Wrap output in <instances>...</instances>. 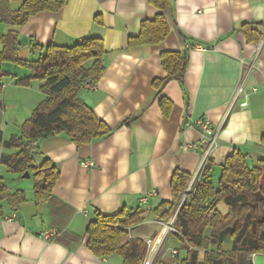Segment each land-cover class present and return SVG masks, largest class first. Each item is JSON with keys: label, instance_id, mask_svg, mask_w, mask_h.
I'll list each match as a JSON object with an SVG mask.
<instances>
[{"label": "crops", "instance_id": "crops-1", "mask_svg": "<svg viewBox=\"0 0 264 264\" xmlns=\"http://www.w3.org/2000/svg\"><path fill=\"white\" fill-rule=\"evenodd\" d=\"M24 1L10 0L11 8H20ZM172 2L178 30L158 45L128 46L129 37L139 34L143 21L155 15L149 0H68L59 11L38 13L22 26L0 21V50L2 36L14 31L21 45L17 55L23 60H38L45 53L41 48L49 45L72 47L87 37L103 39L105 73L81 97L113 130L82 146L65 133L34 143L35 163L49 158L60 171L51 201L37 202L32 173L25 178L0 163V175L9 190L26 195V201L14 208L3 202L0 264H124L118 254L99 257L88 248L87 229L96 212L140 211L142 221L128 228L130 236L156 239L170 218L161 219L154 210L172 200L175 170L194 178L210 139L215 138L217 145L206 164L214 163L210 179L215 185L214 170L221 172L234 152L254 161L264 157V0ZM183 49L190 57L184 87L172 80L157 90L154 81L167 75L161 53ZM92 64L90 60L86 65ZM3 70L14 76L0 83V103L7 112L1 128L8 140L21 133L44 100L45 81L33 79L29 86L19 85L16 78L30 76L29 69L6 62ZM241 83L248 96H240L232 105ZM163 97L173 102L169 117L160 106ZM245 101L247 105L241 106ZM133 117L138 118L127 122ZM202 121L209 122L211 135ZM8 149L0 143V159L18 152ZM85 161L94 165L85 167ZM3 168L10 173L8 179ZM201 178L203 172L198 181ZM50 229H58L59 236L42 238L41 233ZM171 238L169 243H181L178 237ZM225 244L232 250V241ZM257 255L249 256L250 264H264ZM186 256L181 250L179 258Z\"/></svg>", "mask_w": 264, "mask_h": 264}, {"label": "trees", "instance_id": "trees-1", "mask_svg": "<svg viewBox=\"0 0 264 264\" xmlns=\"http://www.w3.org/2000/svg\"><path fill=\"white\" fill-rule=\"evenodd\" d=\"M67 2L25 0L20 8L13 10L10 0H0V21L22 26L38 13L59 11ZM149 4L155 8V15L143 21L139 34L129 37V47L161 44L173 30H178L172 0H149ZM1 39L4 48L0 50V83L5 77H14L3 70V64L14 63L31 71L26 78H16V83L29 86L33 79L45 81L41 87L45 98L23 124L21 133L8 140L4 139L1 128L4 108L0 103V143L5 148L18 149L14 155H2L0 163L6 164L13 173H32L37 202L51 201L55 198L53 191L60 171L49 158L40 165L35 163L37 147L34 143L65 133L77 146H82L105 138L113 131L81 97L82 91L88 86L96 87L105 73L104 42L101 38L87 37L72 47L49 45L41 48L44 55L32 61L18 57L21 45L16 32L11 31ZM184 42L189 43V40L185 38ZM90 60L93 64L87 66ZM161 62L167 75L156 79L154 87L162 90L172 80L184 87L190 62L188 50L163 51ZM160 106L163 115L169 117L173 102L163 97ZM261 146L264 147V138ZM213 165L212 160L205 165L203 178L187 195L174 224L180 232L174 236L180 239L182 246L186 247L185 242H189L197 250L187 252L185 258L177 254L173 259L162 258L155 264H250L249 256L264 254V216L259 215L260 210H264V157L250 167L246 154L234 152L223 163L217 185L210 179ZM191 179L188 172L175 170L171 181L172 200L154 210L159 218H170ZM258 192L261 193L259 200L256 199ZM5 201L14 208L26 201V195L21 190L12 193L0 175V216L4 215ZM221 203L227 206L226 212L221 211ZM141 221L140 211L130 213L123 209L115 215L98 211L87 229V246L99 257L118 254L124 264H143L146 242L131 237L128 230ZM229 241H232V250H224L222 246Z\"/></svg>", "mask_w": 264, "mask_h": 264}, {"label": "built area", "instance_id": "built-area-1", "mask_svg": "<svg viewBox=\"0 0 264 264\" xmlns=\"http://www.w3.org/2000/svg\"><path fill=\"white\" fill-rule=\"evenodd\" d=\"M94 88H95L94 86H88V89H94ZM253 91L256 92L257 89L253 88ZM242 95L248 96V92L244 88V83H241L237 87L235 97H234V101H233L232 105H234L236 103V101L238 100V98ZM240 105L246 106L247 102L246 101L241 102ZM202 124H203L205 131L209 135H211L213 133V131L209 125V122L208 121H202ZM216 145H217V143H216L215 138H212L208 141V147H207L205 157H204L198 171L195 173L192 182L187 187L186 194L182 197L179 206L174 211V213L170 217L169 221L164 222L162 224L163 225L162 235L156 239H151V238L144 239V241L146 242V245H147V250H146V256H145V260H144L143 264H155L158 260L164 258L166 256L167 252H169L172 255H177L180 253L181 250H185L186 252L197 250V248L195 246L191 245L189 242H185L186 247H183L182 243H179V244H176L175 246L170 247V245H168V243H169L168 239L171 237V235H174L176 233H180L174 226L176 219L178 217L180 208H181L183 202L185 201V199L187 197V193L191 192L193 190V185L195 184L194 182L198 181L199 177L201 176L203 169L206 165V161H207L209 155L211 154L212 150L215 148ZM193 147L197 148V145L194 144ZM83 165L85 167H91L94 165V163L92 161H85L83 163ZM145 199H143V200H145ZM59 234H60V231L58 229H50V230L43 231L41 233V237L46 239V240H52V239L56 238L57 236H59Z\"/></svg>", "mask_w": 264, "mask_h": 264}, {"label": "rangeland", "instance_id": "rangeland-1", "mask_svg": "<svg viewBox=\"0 0 264 264\" xmlns=\"http://www.w3.org/2000/svg\"><path fill=\"white\" fill-rule=\"evenodd\" d=\"M4 108V107H3ZM6 110H5V108L3 109V113H2V116L4 117L5 115H6ZM10 149V148H9ZM8 149V150H9ZM247 162H248V165L250 166V167H253L254 165H256L257 164V162H258V159H256L255 158V161L254 160H252L251 158H249V159H247ZM2 172H3V174L6 176V179H8L7 178V174H10V173H8L7 171H6V169H2ZM214 176H215V178H216V183H218V181H219V179H220V176H221V172H220V168H218V170L217 169H215L214 170ZM192 178H193V175H192ZM33 181H34V177H33ZM192 182V179H191V181H190V183ZM197 182L198 181H196V182H194L195 184L193 185V190L195 189V187H196V184H197ZM189 183V184H190ZM189 186V185H188ZM192 190V191H193ZM187 191V190H186ZM191 191V192H192ZM191 192H188L187 193V195H189ZM219 207H220V209H221V211H223V212H226L227 210H228V208H227V206L224 204V203H221L220 205H219ZM259 215L260 216H264V210L262 209V210H260V212H259ZM173 236L174 235H171V237L173 238ZM171 238V239H172ZM177 242L178 241H176V240H173V241H171L170 242V244L168 243V245H170V247H172V246H175L176 244H177ZM222 248L224 249V250H228L229 249V244H225V245H223L222 246ZM167 254H170L169 252H167ZM201 257H203V254H201ZM257 261H259V262H261V261H263L264 260V256H263V254H258L257 255ZM253 264H254V261H253Z\"/></svg>", "mask_w": 264, "mask_h": 264}, {"label": "water", "instance_id": "water-1", "mask_svg": "<svg viewBox=\"0 0 264 264\" xmlns=\"http://www.w3.org/2000/svg\"><path fill=\"white\" fill-rule=\"evenodd\" d=\"M30 176H31V173H29V172H27V173H25V174L23 175V177H25V178H29ZM260 194H261L260 192L257 193V195H256V196H257V198H256L257 200L260 199L259 196H258V195H260ZM167 209H169V208H167Z\"/></svg>", "mask_w": 264, "mask_h": 264}]
</instances>
